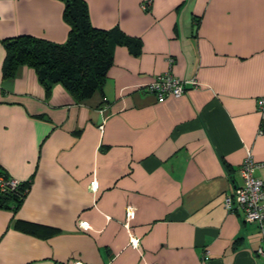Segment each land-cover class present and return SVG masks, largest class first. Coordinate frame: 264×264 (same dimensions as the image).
I'll use <instances>...</instances> for the list:
<instances>
[{"label": "crops", "instance_id": "1", "mask_svg": "<svg viewBox=\"0 0 264 264\" xmlns=\"http://www.w3.org/2000/svg\"><path fill=\"white\" fill-rule=\"evenodd\" d=\"M84 1L140 50L114 46L77 102L31 67L2 74L6 39L66 41L63 3L0 0V171L30 181L0 209V264H264L258 225L224 205L247 155L264 181V0ZM166 73L198 88L157 99Z\"/></svg>", "mask_w": 264, "mask_h": 264}, {"label": "trees", "instance_id": "2", "mask_svg": "<svg viewBox=\"0 0 264 264\" xmlns=\"http://www.w3.org/2000/svg\"><path fill=\"white\" fill-rule=\"evenodd\" d=\"M60 1L64 5L62 19L69 27L66 41L55 43L28 35L6 39L2 74L4 79H9L20 66L31 67L46 96H49L52 86L58 83L73 99L82 102L95 92L102 91L107 71L112 65L113 47L124 45L137 54L140 43L119 30L107 31L93 27L84 0ZM10 179L0 171V182L7 183ZM29 186L30 181H21L14 189H0V209L17 210ZM22 227L35 230L42 228L27 223H23Z\"/></svg>", "mask_w": 264, "mask_h": 264}, {"label": "built area", "instance_id": "3", "mask_svg": "<svg viewBox=\"0 0 264 264\" xmlns=\"http://www.w3.org/2000/svg\"><path fill=\"white\" fill-rule=\"evenodd\" d=\"M149 5L150 2L143 3L142 9L146 10ZM187 86L193 89L198 88L194 78L181 80L175 78L170 73H166L158 75L149 83L146 87V91L157 99H163L169 96L179 97L186 90ZM263 104L264 100L260 99L258 101L259 107L261 108ZM255 168L256 165L252 156L247 155L239 168L241 184L240 186H235L233 192L225 197L224 205L229 212L241 211L244 215V221L247 223H256L261 233L264 235V181L254 176L253 172ZM20 182L21 181L15 179H10L7 183L0 182V189L2 191L6 188L14 189ZM77 226L80 230L84 229L81 223H78ZM132 244L134 247L139 246L136 240L133 241ZM258 253L263 254L264 251L259 249Z\"/></svg>", "mask_w": 264, "mask_h": 264}]
</instances>
